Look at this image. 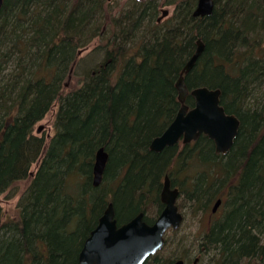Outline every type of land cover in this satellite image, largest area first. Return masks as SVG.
Instances as JSON below:
<instances>
[{"label":"trees","instance_id":"1","mask_svg":"<svg viewBox=\"0 0 264 264\" xmlns=\"http://www.w3.org/2000/svg\"><path fill=\"white\" fill-rule=\"evenodd\" d=\"M197 3L129 0L114 14L109 0L4 1L0 69L15 68L0 79V194L32 179L17 220L3 222L0 206V264H80L109 202L120 224L139 212L153 223L147 209H161L166 174L198 210L225 197L222 216L200 238L212 264H264V104L256 96L264 84V0H215L211 16L195 18ZM167 5L174 12L159 22ZM96 38L69 91L66 75ZM199 39L205 50L186 85L221 89V104L241 122L238 136L224 155L206 136L155 153L150 144L181 107L176 84ZM186 102L194 106L191 95ZM55 105L47 143L34 129ZM102 147L109 161L94 187ZM173 259L157 254L144 264Z\"/></svg>","mask_w":264,"mask_h":264},{"label":"water","instance_id":"2","mask_svg":"<svg viewBox=\"0 0 264 264\" xmlns=\"http://www.w3.org/2000/svg\"><path fill=\"white\" fill-rule=\"evenodd\" d=\"M4 0H0V10ZM215 9V0H198L193 13L195 18L211 16ZM169 10L163 11L167 16ZM205 50L202 39L197 41V49L183 67L176 87L179 93L181 108L167 129L154 138L150 150L161 153L166 148L175 147L181 139L184 144L197 141L202 135L208 136L215 144L218 154H227L234 145L239 133L240 120L237 116L226 112L221 105L222 91L219 88L198 87L191 92L185 78L195 67ZM189 94L195 105L190 108L186 104ZM109 161V154L104 147L95 155L93 167V185L99 187ZM180 196L178 188H172L167 175L161 192L164 210L154 224H147L141 213L128 223L118 226L116 210L113 202L109 203L97 227L85 241L79 255L80 264H144L165 245V234L170 229H178L183 221L177 200ZM221 201L216 204L215 209ZM215 211V210H214ZM178 261L175 264H183Z\"/></svg>","mask_w":264,"mask_h":264},{"label":"rangeland","instance_id":"3","mask_svg":"<svg viewBox=\"0 0 264 264\" xmlns=\"http://www.w3.org/2000/svg\"><path fill=\"white\" fill-rule=\"evenodd\" d=\"M110 5L108 6V11L110 13H118L119 10H121L124 6H126L127 2L129 0H109ZM169 10L170 14L163 18L162 21H164L166 18L170 17L174 12V6L173 5H167L163 6L161 8L159 17L162 16L163 10ZM110 14L107 16V21L110 19ZM106 25L107 22H106ZM108 27V26H105ZM101 42L100 38H96L90 46L85 48L80 53V58H83L79 60V62L75 63L73 65V68L71 66L70 72L66 75L65 81L67 84V89L69 91L75 89L78 87L80 79L79 76L81 73H83V70L86 69L85 62L90 60L92 58V50L93 47L99 45ZM84 62V63H83ZM96 63V62H94ZM75 67L77 68L75 70ZM8 70L4 71L3 69H0V79L2 76H4V73L12 72L13 68L15 66L11 63ZM259 91V92H258ZM256 92L257 98L260 99V103L264 104V99L261 97L264 95V84L261 88H259ZM57 109L58 107L55 105L53 109L46 115V117L38 122L34 129V134L39 135L41 137H44L48 143L49 139L54 134V123L57 115ZM39 128H42L40 133H37V130ZM182 150V146L179 147V151ZM38 163L35 164L32 167L31 174L34 175V173L37 171ZM182 177L181 179H183ZM32 177H30L27 180L18 182L14 186H12L8 191H6L3 194H0V206L3 209V222L9 220H17L20 215V209H19V202L24 194L25 190L28 188L30 184V180ZM221 195V193H219ZM178 206L184 213L185 219L181 225V227L176 231H169L166 235L167 239V245L160 253V259L161 261L163 259H170L174 257L173 261L176 260L179 257L185 258L187 264H212L211 259L209 256L212 257L211 254L209 256L202 254L201 250L199 249L200 244V238L203 236V234L208 230L210 224L213 220L218 219L223 214V209L219 208L215 214L212 213V209L214 206V202L210 203L206 209L198 210L196 208V204L190 203L186 197L185 194H182L178 199ZM157 207L150 206L148 207L147 211L151 218H154L157 216Z\"/></svg>","mask_w":264,"mask_h":264},{"label":"flooded vegetation","instance_id":"4","mask_svg":"<svg viewBox=\"0 0 264 264\" xmlns=\"http://www.w3.org/2000/svg\"><path fill=\"white\" fill-rule=\"evenodd\" d=\"M180 147V146H179ZM219 201H221V203H220V205L216 208V210H215V206H216V204H217V202H219ZM214 202V206H213V209H212V213L213 214H215L216 212H217V210H219V208H222L223 209V207H224V204H225V197L221 194V195H217V196H215V198L213 199V201L211 202V203H213ZM206 209V208H205ZM179 210H180V212L183 214V216H184V213L182 212V210L180 209V207H179ZM204 209H202V211H203ZM215 210V211H214ZM139 213H141V212H139ZM139 213L138 214H136L135 216H133V217H131L130 219H128V220H126V223L127 222H130L132 219H134L135 217H137L138 215H139ZM144 213V212H143ZM160 213V212H159ZM148 215H147V213H144V219L146 220V217H147ZM156 219V218H155ZM184 219H185V216H184ZM211 225V224H210ZM164 249V248H163ZM162 249V250H163ZM162 250L158 253L159 255H160V253L162 252ZM178 260H183L184 261V264H187V262H186V260H185V258H182V257H179L178 259L176 258V260L174 261V263L176 262V261H178ZM173 262H172V264H174Z\"/></svg>","mask_w":264,"mask_h":264},{"label":"bare ground","instance_id":"5","mask_svg":"<svg viewBox=\"0 0 264 264\" xmlns=\"http://www.w3.org/2000/svg\"><path fill=\"white\" fill-rule=\"evenodd\" d=\"M93 231V230H92Z\"/></svg>","mask_w":264,"mask_h":264}]
</instances>
